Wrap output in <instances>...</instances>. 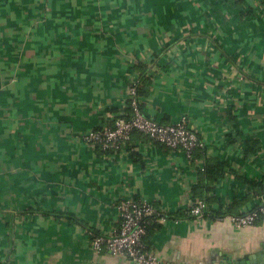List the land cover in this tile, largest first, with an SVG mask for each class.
Returning <instances> with one entry per match:
<instances>
[{"label":"crops","instance_id":"obj_1","mask_svg":"<svg viewBox=\"0 0 264 264\" xmlns=\"http://www.w3.org/2000/svg\"><path fill=\"white\" fill-rule=\"evenodd\" d=\"M139 63L152 77L141 111L186 115L202 141L193 161L138 132L118 152L81 140L125 109ZM243 137L261 143L248 159ZM206 159L228 164L211 209L264 202V0H0V264H136L96 252L88 229H116L124 198L186 210ZM160 222L146 238L160 264L264 249L260 220Z\"/></svg>","mask_w":264,"mask_h":264},{"label":"built area","instance_id":"obj_2","mask_svg":"<svg viewBox=\"0 0 264 264\" xmlns=\"http://www.w3.org/2000/svg\"><path fill=\"white\" fill-rule=\"evenodd\" d=\"M138 72L129 75L124 100L130 99L131 114L120 110L113 119L112 125L87 130L81 140L102 152H118L127 150L128 141L133 131L147 135L152 141L169 149H180L187 160H192L195 150L202 146L196 130L191 126L186 115H180L171 123H162L149 118L139 108L140 98L136 96ZM126 106V102L124 103ZM205 205L201 201L190 207L193 217L203 215ZM120 225L108 234L95 233L88 230L90 243L96 252L106 250L113 255H124L136 264H160V260L152 252L144 251L142 237L147 232L150 216L159 215V210L149 201L138 198H124L119 205ZM228 219L232 224L243 227L264 222V202L257 209L248 211L241 216H228L217 220ZM165 218H159L164 221Z\"/></svg>","mask_w":264,"mask_h":264},{"label":"trees","instance_id":"obj_3","mask_svg":"<svg viewBox=\"0 0 264 264\" xmlns=\"http://www.w3.org/2000/svg\"><path fill=\"white\" fill-rule=\"evenodd\" d=\"M140 65H141L140 63L134 64L132 67V69L136 70L138 72V75H139V80H138V83L136 85V96L139 98H141L147 94L148 88L152 82V77L149 76L147 73H145L144 70L142 69V66H140ZM129 101H130V99L126 100V106L124 109L126 111L127 115H130L132 112L131 107L129 105ZM138 105H139V108L141 110V103L139 102ZM134 132H138V131H133L132 134ZM138 133H141V132H138ZM132 134H131V136H132ZM141 134H143V133H141ZM145 136H147V135H145ZM227 138H228L227 141L229 143H233L234 139L231 137L230 133L227 134ZM129 141L127 144V150L129 149V147H128ZM153 142L158 144L155 141H153ZM200 147L201 146H199L195 150V152L193 154V158L190 161H193L195 159V153ZM260 149H261V143L258 139H252V138L247 139V138L243 137V141L241 143V152L245 158L248 159V158L252 157L256 153H258L260 151ZM227 165L228 164L223 160H219V159L208 160V159H206L201 168H199V167L196 168L198 177H197L196 183L192 187V196L194 197L192 204L184 211H180L177 213L160 211L159 215L150 216L149 224L147 227V232L142 237V240H141L142 244H143L144 251L153 253V251L150 248L146 238L149 234L150 235L153 234L154 231H157L161 227V222L159 221V218L163 217L165 219H168L171 217H178V216H183V217L184 216H191L189 213L190 207H192L194 204H196L199 201H201L205 205V207L203 209V215L202 216L206 217L210 221H216L217 219L226 218L230 215L231 216H241L244 213L248 212V211L237 210V208L234 209V207H236L237 203H238L236 200L231 202V203H228V204H223V203L219 202V206L216 210H213L210 208V203L213 202L214 200L212 199V196L209 195V192L211 190L209 183H212L218 179L223 178L224 175L226 174L225 168ZM251 185H255V183H251ZM217 202H218V199H217ZM257 208H258V206L254 207L253 209H251L249 211L255 210ZM119 225H120V220H119L117 227H119ZM88 230H90V229H88ZM104 251H106V250H104Z\"/></svg>","mask_w":264,"mask_h":264},{"label":"water","instance_id":"obj_4","mask_svg":"<svg viewBox=\"0 0 264 264\" xmlns=\"http://www.w3.org/2000/svg\"><path fill=\"white\" fill-rule=\"evenodd\" d=\"M210 264V263H205ZM219 264H264V249L259 253L247 255L243 258H233Z\"/></svg>","mask_w":264,"mask_h":264}]
</instances>
